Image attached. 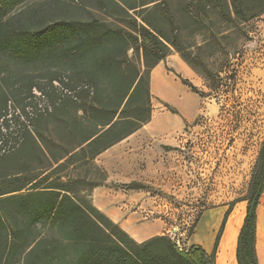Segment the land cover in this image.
<instances>
[{
    "label": "trees",
    "instance_id": "trees-1",
    "mask_svg": "<svg viewBox=\"0 0 264 264\" xmlns=\"http://www.w3.org/2000/svg\"><path fill=\"white\" fill-rule=\"evenodd\" d=\"M23 1L0 0V74L15 62L63 71L0 97V152L9 156V164L20 166L0 175V264H215L231 207L210 252L202 245L180 250L166 234L137 242L92 203L86 189H76L84 179L71 174L53 177V162L63 169L76 161L98 168L94 161L101 152L151 119L150 73L168 55L169 44L191 63L192 53L182 52L180 39L173 37L175 17L169 1L104 0L99 5L102 15L86 19L30 12ZM186 1L190 16L200 15L209 5L232 14L227 0ZM233 3L237 16L250 18L264 11ZM42 100L47 103L40 105ZM73 105L82 117L70 111ZM58 111L65 124L61 142L54 137L48 141L61 148L54 155L40 143L43 133L37 124ZM36 152L47 161L38 173L31 161ZM124 186L144 188L138 181ZM263 192L264 141L238 238L239 264H259L257 206Z\"/></svg>",
    "mask_w": 264,
    "mask_h": 264
},
{
    "label": "rangeland",
    "instance_id": "rangeland-1",
    "mask_svg": "<svg viewBox=\"0 0 264 264\" xmlns=\"http://www.w3.org/2000/svg\"><path fill=\"white\" fill-rule=\"evenodd\" d=\"M102 1L24 0L23 5L28 6L30 12L45 13L47 10L56 17L86 19L102 15L99 10ZM120 1L127 3L129 0ZM168 1L175 17L173 37L180 39L182 52H191L192 58L188 63L182 53L169 44L168 55L160 61L159 76L189 100L190 109H183L177 98L164 96L155 89L152 69V116L135 131L138 134L131 137L144 142L146 148L143 150L148 151L140 153L128 167L134 178L107 181L105 167L96 160L98 168L76 161L65 169L58 166L59 162H53L52 169H56L53 177L71 174L84 179L76 189L80 192L86 189L84 193L89 194L92 203L94 187L88 184L90 182L134 194L136 203H144V219H159L163 223L159 234L168 235L177 246L187 250L191 245L207 241L211 219H207L209 225L206 220L202 234L199 237L197 234L210 210L223 207L226 211L231 207L230 219L238 213L239 222L247 212L251 182L264 141V11L250 18L237 16L233 0H227L231 16L221 14L219 7L214 5H209L200 15L190 16L185 10L186 0ZM235 1L243 9H264L262 0ZM8 68L0 74V97L4 93L12 96L11 91L16 87L20 89L30 81H45L52 72L63 71L42 63L15 62ZM177 74L192 81L201 92H194ZM46 103L42 100L40 105ZM70 109L74 115L82 117V111L76 106ZM61 113L47 115L37 124V129L43 133L40 143L48 146L54 155H58L61 148L48 141L54 137L58 144L61 142L59 138L65 124ZM159 116L169 118L171 124L167 129L173 128L158 130L155 118ZM2 153L0 175L20 168L9 164V156H2ZM31 161L37 173L42 172L47 163L41 152H36ZM130 181L143 183L144 188H125L124 184ZM257 210L259 221L264 218V192ZM234 236L235 230L230 227L226 235L229 244Z\"/></svg>",
    "mask_w": 264,
    "mask_h": 264
},
{
    "label": "crops",
    "instance_id": "crops-1",
    "mask_svg": "<svg viewBox=\"0 0 264 264\" xmlns=\"http://www.w3.org/2000/svg\"><path fill=\"white\" fill-rule=\"evenodd\" d=\"M155 74L161 76L160 62L153 68V76ZM172 128L161 129L157 127L160 131H166ZM136 134H138V131L118 141L96 157V162L103 165L107 171V181L134 178L133 175L130 174L128 167L134 164V160H137L140 153L144 154L148 152L143 150L146 148L144 142L131 139V137ZM91 197L93 204L97 208L103 211L139 242L158 235L163 227V223L159 219L145 220L143 215L144 203H136L134 194H131L125 189H116L106 184L96 186L92 189ZM225 212L223 207L210 210L204 216L198 227L199 233L197 235L199 237V235L202 234V229L205 227L206 220L211 219L212 227L208 233L207 241L204 243L200 242L208 252L212 250L216 234ZM232 212L228 216L225 229L219 242L215 264H239L237 259L238 238L247 212L241 218V223L235 233L234 240L229 244L226 240V235ZM256 250L259 264H264V218H261L257 224Z\"/></svg>",
    "mask_w": 264,
    "mask_h": 264
},
{
    "label": "bare ground",
    "instance_id": "bare-ground-1",
    "mask_svg": "<svg viewBox=\"0 0 264 264\" xmlns=\"http://www.w3.org/2000/svg\"><path fill=\"white\" fill-rule=\"evenodd\" d=\"M153 86L155 87V89L162 93L164 96H171L174 98H177L179 100V102L181 103V106L183 109L185 110H189L190 109V102L189 100L185 97V96H181V93L173 86H171L169 83L165 82V80H163L159 75H154L153 77ZM168 98V97H167ZM170 99V97H169ZM173 100V99H172ZM155 121L157 122V125L159 127H163V128H167L171 122L169 118L166 117H157L155 118ZM238 213H236L234 216L231 217L229 223H228V229L231 227L233 230L236 231L238 230L240 223L238 221ZM210 224V221L207 220V225ZM201 241V240H199Z\"/></svg>",
    "mask_w": 264,
    "mask_h": 264
},
{
    "label": "water",
    "instance_id": "water-1",
    "mask_svg": "<svg viewBox=\"0 0 264 264\" xmlns=\"http://www.w3.org/2000/svg\"><path fill=\"white\" fill-rule=\"evenodd\" d=\"M254 207H255V203H252V205H251V211H253Z\"/></svg>",
    "mask_w": 264,
    "mask_h": 264
},
{
    "label": "built area",
    "instance_id": "built-area-1",
    "mask_svg": "<svg viewBox=\"0 0 264 264\" xmlns=\"http://www.w3.org/2000/svg\"><path fill=\"white\" fill-rule=\"evenodd\" d=\"M178 248H179L180 250H183V247H182V246H178Z\"/></svg>",
    "mask_w": 264,
    "mask_h": 264
}]
</instances>
